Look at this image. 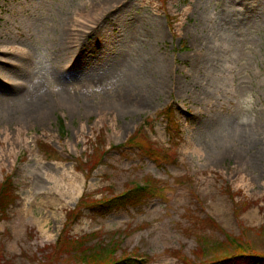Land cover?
<instances>
[{
    "label": "rangeland",
    "instance_id": "rangeland-1",
    "mask_svg": "<svg viewBox=\"0 0 264 264\" xmlns=\"http://www.w3.org/2000/svg\"><path fill=\"white\" fill-rule=\"evenodd\" d=\"M9 178L0 264H264V0H0Z\"/></svg>",
    "mask_w": 264,
    "mask_h": 264
},
{
    "label": "trees",
    "instance_id": "trees-1",
    "mask_svg": "<svg viewBox=\"0 0 264 264\" xmlns=\"http://www.w3.org/2000/svg\"><path fill=\"white\" fill-rule=\"evenodd\" d=\"M12 197H13L12 183H11V180H7L0 187V208L6 209L11 204ZM141 197H143V192L132 188L126 194L109 200L106 203V206L114 204L117 207H126L127 205L134 204L135 200L137 201ZM89 257H92L90 258L92 259V261L94 257H96V259L98 258L97 254L96 255L92 254ZM251 259H252L251 257H247L241 254L239 256H235L234 258H227L221 261H216L212 264H240L242 262L245 264H248ZM128 261L129 260L126 259V261H123L122 263H117V264H124V263L126 264ZM93 264H97V263L93 262Z\"/></svg>",
    "mask_w": 264,
    "mask_h": 264
},
{
    "label": "bare ground",
    "instance_id": "bare-ground-1",
    "mask_svg": "<svg viewBox=\"0 0 264 264\" xmlns=\"http://www.w3.org/2000/svg\"><path fill=\"white\" fill-rule=\"evenodd\" d=\"M157 32H158L157 30H155V32H154L156 34V36H157ZM154 65H157V68H159L160 72L162 73L163 69L164 68L166 69V59L165 58L164 59H157L155 61ZM182 88L183 87H179V91H181ZM105 89L108 90V91L111 90L112 92H116L118 94L117 95L118 98H120V97H122V99L123 98H125V99L129 98L130 100H133V96H136V95H138L137 99H139L140 96H141V93H142L141 91H144L145 93H147L148 97L151 94V92H152V94L154 93L153 95H155V91H156L155 88H153L150 91L148 86L143 87L142 85H139V87L131 86V87L125 88V86H123V87H117L116 88V87H114V86L109 84ZM162 92L164 93V89H161V91H159L160 94ZM129 99H127V100H129ZM70 188L71 189H68V191L66 193H64L63 196H65L67 194L68 195H72L74 193L75 186L70 184ZM50 192L55 193L56 191L51 189ZM256 216H257V214H253L252 218L254 219V218H256Z\"/></svg>",
    "mask_w": 264,
    "mask_h": 264
}]
</instances>
